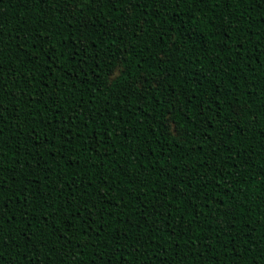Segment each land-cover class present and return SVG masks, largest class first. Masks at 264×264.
Returning a JSON list of instances; mask_svg holds the SVG:
<instances>
[{
	"label": "trees",
	"instance_id": "1",
	"mask_svg": "<svg viewBox=\"0 0 264 264\" xmlns=\"http://www.w3.org/2000/svg\"><path fill=\"white\" fill-rule=\"evenodd\" d=\"M0 264H264V0H0Z\"/></svg>",
	"mask_w": 264,
	"mask_h": 264
}]
</instances>
